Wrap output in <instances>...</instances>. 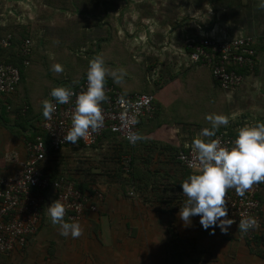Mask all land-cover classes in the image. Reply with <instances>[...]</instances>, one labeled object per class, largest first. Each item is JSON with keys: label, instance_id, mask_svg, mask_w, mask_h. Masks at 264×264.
<instances>
[{"label": "crops", "instance_id": "obj_1", "mask_svg": "<svg viewBox=\"0 0 264 264\" xmlns=\"http://www.w3.org/2000/svg\"><path fill=\"white\" fill-rule=\"evenodd\" d=\"M234 2H237V5L241 4L238 9L245 7L242 6L244 4L241 0H236ZM203 5V8L207 6L206 4ZM249 5L248 7L252 8V5ZM51 6L52 7L44 5L39 6V8L46 14L51 12V10H55L53 5ZM222 6H224V4L220 5V7ZM212 8L214 15L210 18L208 17V20L206 18L205 20L200 18L197 22L195 21L197 25L195 23L193 25L187 23V25L182 24L175 29L169 28V24H166L164 26L167 27L164 29L158 27L159 32L157 33V31L154 28L151 29V26L148 24H142L146 27V32L151 31L149 34L146 33L145 35V38L150 41L148 44L149 51H147V55H144L143 61L140 60L137 62H140V65L145 68L144 71L146 72L144 76L145 87L141 93H147L154 97V114L152 117L142 118V122L140 123L141 126H139V132L143 136L142 146L139 145L137 150L135 148L139 158V166L142 167V193L141 191L138 192L133 184L122 182V179H125L124 177H128V174L124 171H122L124 175L119 173L120 176H113L112 174V176L109 178L106 177L103 180H101L103 176H99L97 182L98 184L100 182L102 185L101 188L104 190L106 198L103 202L98 204V212L91 213L83 220L79 221L82 227V241L87 235L88 239L91 235L93 240H96L98 244L107 245L110 249L112 248L113 252L121 251L123 254H126L124 246L151 245L150 247L147 246L148 252H144L145 256H168V251L166 250L167 245H176L179 242H185L187 248L191 250V256H195V254L196 256H200L201 252L205 254L204 256H208L210 250L207 244L209 243H214L212 249H215L214 252L217 251L216 254H218V256L228 255L224 252L225 250L221 248H226L228 245H234L235 253L233 255L235 256L237 250L238 256H264V224L257 232L254 241L248 242L238 226L231 225L225 233H222L217 228L213 234H209L208 230L202 229L199 223V216L191 217V225L187 227L183 226L182 221L179 219V208L182 207L186 199L182 193L180 183L185 180L188 175L196 172L182 167L176 157L173 158V154L175 155L178 151L190 147L191 140L197 136L200 130L196 129L197 131H195V125L193 124H188L186 126L188 129L191 127L189 130L192 131L185 130L179 118L182 115L177 116L175 112L177 104L181 105L182 103V105H186V103L183 102L185 96H188L185 99L191 101V97L195 100L198 93L207 96V99L212 103H214V100L218 96L216 95L217 91L214 88L216 84L211 78L210 70L206 67L210 73V79L206 77L203 79L202 76L199 75V70L204 66L190 63L183 50L184 44L182 43V46L179 47L174 43L181 39L185 42L187 37L191 38L192 36H207L224 39L227 37L253 35L250 30L253 23L256 22V19L251 16L252 12H249L250 17L248 16L247 18V16H245L243 21L238 20L237 14H234L233 18H230L228 9L226 10L225 7H222L223 9L219 13V16L216 15L217 12L215 14L217 8ZM41 10H39V12ZM27 14L30 17L34 15L29 12H27ZM48 17L49 19L44 20L45 22L43 21L44 24L47 23V26L44 27L49 28V30L45 29L44 31V36L48 44L46 45L45 43L43 45V51H41L43 53L42 61L47 60V64H49L48 61H51L50 64H65L63 60L59 59L62 53L75 54L77 51L81 64L87 61L90 56L91 59H93V57H96L98 54L99 56L111 54L105 48L113 40L109 42L107 40H101V42L94 40L93 43H96L95 51H97V54L95 53L93 55H84L80 53L81 50L85 51L86 44L84 48L81 46L79 49L68 46L64 47V45L58 46L57 49H52L51 45L53 43H51V41L54 42L55 39H61V32L63 31H61L62 26H58V23L55 26L52 24V18L49 15ZM208 22H211V25H208ZM106 26L110 31L112 30L110 25L107 24ZM255 36H261V34ZM100 52H103V54ZM140 52L141 50L139 49L138 53ZM31 53L33 60L32 48ZM150 53L153 54L151 57H149ZM46 56H48V58H46ZM75 57L76 59H73L72 62L78 61L79 57ZM32 60L30 59V64L27 67L32 64ZM260 60L261 53L259 54V63ZM42 65H46L45 61ZM105 67H109V64L105 65ZM26 74H30L29 68L27 71L25 70L24 75ZM58 76L57 79L52 81L51 86L47 88L44 98L39 97L35 104L30 101L31 90L25 87V76H23L14 94L1 98L0 175L10 177L21 169L20 164L8 163L5 160V155L7 153L16 152L19 155L21 163L26 160V141L31 138L33 134L38 135L42 131L44 117L41 114L42 106H40V104H42L45 99H49L50 90L60 85L66 87L75 85L83 80L86 74L78 78L66 73L58 74ZM189 79L191 83L188 81ZM247 80L246 78L245 81ZM105 82L106 84L116 85L121 92L126 95L141 94L139 92H130L122 88L120 84L113 83L110 76H106ZM194 84H196L197 87L194 88ZM204 99H206V97ZM169 109L172 110L173 116L176 117L172 116ZM159 112L163 114L159 115ZM204 127L210 126L207 125L202 128ZM233 129H235L234 132H236V130L239 129L238 125H234ZM107 137L108 135L100 143L102 145L104 144L105 147H110L112 141L122 140L115 135H113L111 139ZM158 166H162L163 169H157ZM149 174L151 179L148 178ZM130 190L134 192L137 191V194H139L138 197L131 196L129 194ZM47 195L48 197L54 196L51 190ZM259 198L264 207V185ZM147 213L151 216L148 221L145 219V217H147L145 214ZM158 217L170 219V221L173 222L171 226L172 230H170L171 228L167 230V225L163 228L157 227L156 223ZM53 226L55 225L51 222H49V224L41 223L38 233L29 238L28 245L23 250L14 251L9 255L0 254V256H18L16 259L18 262H23L24 259L26 262L31 258L35 260L36 256H43V259L46 256H54V258L58 257L59 260L66 258L65 256H73L76 249L72 247L74 244L76 246V243L72 242L80 240L79 237L72 238L71 236H61L59 234V225L57 230L49 231L48 228H52ZM174 229L176 230L174 231ZM141 230L142 234L140 233ZM169 237H171L170 242H168ZM200 245L202 248H199ZM162 246L163 253L157 252V249L159 250ZM113 248H115V250ZM242 248H247L248 252L242 250ZM138 252V250L132 249L130 251V256H134ZM241 252H243V254H241ZM25 256H28V260L24 258ZM170 256H174V254ZM33 263L35 264V262Z\"/></svg>", "mask_w": 264, "mask_h": 264}, {"label": "rangeland", "instance_id": "obj_2", "mask_svg": "<svg viewBox=\"0 0 264 264\" xmlns=\"http://www.w3.org/2000/svg\"><path fill=\"white\" fill-rule=\"evenodd\" d=\"M234 1L236 0H0V36L5 37L7 33H15L24 40L31 39L34 58L32 64L26 67V71L29 68L30 74L25 75V87L31 90L30 101L33 104L36 103L39 97L44 98L47 88L51 86L53 80L62 77L58 76V74L66 73L76 76V78L84 76L88 62L91 59L90 56L87 61L81 64L77 51L75 54L62 53L59 59L63 60L65 64H60L63 69L61 72L52 70L53 64H50L51 61H48L49 64H47V60L42 61L43 53L41 51H43V45L45 43L46 45L48 44L44 36L45 29L49 30V28L44 27L47 26V23L44 24V20L49 19L48 15L53 20L52 24L56 26L58 23V26H62L61 31H63L61 32V39H55L54 42L51 41L53 43L51 45L52 49H57L60 45L79 49L81 46L84 48L86 44L85 51L81 50L82 52L80 51V53L93 55L97 54V51H95L96 43H93L94 40L97 42L113 40L105 48L111 54L100 55V57L103 58L105 65L109 64V67H106L109 72L114 69H123L125 71L126 75L118 83L122 88L130 92L141 93L145 87L144 76L146 72L140 62H137L143 61L144 55H147V51H149L148 44L150 41L145 38V35L151 31L146 32V27L142 24H148L151 29L154 28L158 33V27L164 29L167 27L164 26L166 24H169V28L175 29L182 24L187 25V23L192 25L195 23L197 25L196 22L200 18L205 20V18L207 19L214 15L212 7L217 8L215 14L217 12L216 15L218 16L223 9L222 7H225L226 10L228 9L229 17L233 18V15L237 14L238 20H243L245 16L247 18L248 16L250 17L249 12H252L251 16L256 19V22L253 23L250 32L253 35H263L262 37L254 36L258 40V46L264 47V8L258 7L259 0H241L244 4L242 6H245L242 9H238L241 4L237 5V2L235 3ZM222 3H227L228 5L220 7ZM203 4L207 5L205 6L207 10L203 8ZM249 4L252 5V8L248 7ZM44 5H49L50 7L53 5L55 10L45 14L39 8V6ZM39 10L41 11L39 12ZM27 12L34 14L33 17H30ZM107 24L112 28L111 31L106 26ZM208 25H211V22H208ZM15 38L18 37L15 36ZM181 41L182 39L174 41V44L180 47L182 43L184 44ZM139 49L142 55L141 52L138 53ZM100 53L103 54V52ZM260 53L261 60L257 67V73L253 74L250 72L246 74L248 80L239 89L224 92L213 84L218 96L214 103L208 100L207 96L198 93L195 100L191 97V101L185 99L188 97L185 96L183 102L186 105L177 104L175 112L177 116L182 115L179 118L185 130L192 131L189 130L191 127L189 129L186 127L188 124L195 125V131H197L196 129L200 130L203 126H210V122L205 119L207 114H222L228 118V123L220 126L219 129L227 127L232 130L234 125H238L240 128L245 125H254L257 122L264 123V51H260ZM152 55L150 53L149 57ZM75 56L79 57L78 61L72 62L73 59H76ZM96 56H99V54ZM44 61L46 65H42ZM209 74L206 67H202L199 70V75L203 79L205 77L210 79ZM211 78L215 82L212 75ZM188 81L191 83L190 79ZM195 87H197L196 84H194ZM205 97L206 99H204ZM169 112L172 114L171 109H169ZM158 114L162 115L163 113L159 112ZM119 141H112L110 147H105L104 144H97L94 148L67 146L48 158L46 168L49 170L47 173L50 177L60 176V178L69 180L75 185L76 183L81 185L88 184L89 188L96 185L99 191H103L105 195L104 190L101 188L102 185L97 182L99 176L95 174H102L100 175L103 176L101 180L112 176L111 174H106V171L114 168L115 161L113 160V163L111 160V151L113 150L112 146H115L113 143L118 144ZM138 144L142 146V140L136 144V150L139 146ZM157 169H163V167L158 166ZM148 178L151 179L150 174ZM92 183L93 185L90 186ZM136 190L142 193L138 186H136ZM129 194L133 197H138L139 195L137 191L134 192L133 190H130ZM47 207L48 204H45L44 208H46V211L41 222L44 224H49L50 222V218L47 215ZM145 215L147 216L145 219L148 221L151 216L148 213ZM172 223L170 219L158 217L156 224L160 228L167 225L168 230L171 228ZM57 227L58 225H55L52 228H48V230L54 231L55 229L57 230ZM140 233L142 234V230ZM81 238H83L82 235L79 236L80 240L72 242L76 243V246L75 244L73 247L71 246L76 249L73 256H65L66 258L64 259L59 260L58 257L54 258V256H46L43 259V256H36L35 260L31 258L26 262L25 259L23 262H18L16 260L18 256H0V264H34L33 262L35 264H264V260L259 256H238V250L236 256L233 255L235 253L234 245H228L226 248L220 246L228 254L227 256H218L216 254L217 251L214 252L215 249H212L214 243L207 244L210 250L208 256H204L203 252L200 253V256H196V254L191 256V250L187 248L185 242H179L176 245L168 244L166 248L168 256H145L144 252H148L147 246L149 245L124 246L126 254H123L121 251L113 252L112 248L110 249L107 245L98 244L91 235L89 239L87 235L83 241ZM170 241L171 237L168 238V242ZM115 248L113 249L115 250ZM199 248H202V246L200 245ZM132 249L139 252L134 256H130ZM242 250L248 252L247 248H242ZM158 251L163 253V246L159 250L157 249ZM171 254L176 256H170ZM24 258L28 260V256Z\"/></svg>", "mask_w": 264, "mask_h": 264}, {"label": "built area", "instance_id": "obj_3", "mask_svg": "<svg viewBox=\"0 0 264 264\" xmlns=\"http://www.w3.org/2000/svg\"><path fill=\"white\" fill-rule=\"evenodd\" d=\"M12 36L0 40V47L11 45ZM264 40V39H263ZM258 40L252 35L227 37L217 39L207 36L191 37L185 40L183 50L192 64L207 67L221 90L235 91L243 86L246 76L238 70H248L254 73L259 64V54L255 49ZM31 40L25 39L22 45L24 56L31 55ZM30 62L25 61V65ZM22 77L20 70L11 64L0 63V100L17 91ZM86 79L69 86L73 92L68 104H56L54 98L49 102L54 105V111L49 119L43 120L44 135H36L33 140L26 141L27 158L21 163L16 152L7 153L8 163L20 164L21 169L13 176L0 175V254L9 255L14 251L23 250L29 238L37 233L40 227L44 193L53 192L65 207L64 217L71 221L83 220L85 215L98 212V204L104 201L103 191L93 188V196L78 190L73 182L64 178L54 181L44 173L41 164L46 162L51 151H60L66 146L83 145L91 148L104 135H115L133 147L125 138L128 131L139 133L142 118L152 117L154 114V97L147 93L126 95L113 84H105L107 99L101 103L104 117L103 126L96 131L89 130V134L79 139L75 144L65 142L63 136L71 125V114L74 107L75 95L86 88ZM135 116L136 122L125 127L122 121ZM1 122V115H0ZM223 146H230L235 135L223 132L216 136ZM138 142V141H137ZM131 154L122 157V170L128 174L131 170ZM176 159L187 170L197 171L198 161L191 146L177 153ZM190 165H192L190 167ZM264 183L253 184L243 196L236 194L235 189H228L225 194L228 218L238 226L239 220L247 216H254L258 226L243 236L252 240L259 229L263 227L264 207L260 201ZM92 199V200H91ZM93 201V202H92Z\"/></svg>", "mask_w": 264, "mask_h": 264}, {"label": "clouds", "instance_id": "obj_4", "mask_svg": "<svg viewBox=\"0 0 264 264\" xmlns=\"http://www.w3.org/2000/svg\"><path fill=\"white\" fill-rule=\"evenodd\" d=\"M258 7L264 8V0H259ZM52 70L61 72L62 65L53 64ZM125 75L123 69L109 72L100 56L89 60L86 88L75 95L71 125L63 136L65 142L75 144L87 136L89 130L94 132L103 126L101 103L107 99L104 91L105 78L110 76L113 83H120ZM49 95L56 104L64 105L69 103L74 94L69 87L57 86L50 90ZM54 110V105L49 100L42 102L41 114L45 119H49ZM205 119L210 122V127L200 129L191 140L198 168L196 173L188 175L180 183L186 199L179 208V219L187 227L191 225V217L199 216L202 229L208 230L209 234H213L217 228L225 233L234 223L228 218L226 191L235 189L237 195L243 196L253 184L264 183V123L240 127L231 145L223 146L216 138V133L220 126L228 123V118L222 114H207ZM135 122V116L122 121L125 127ZM125 138L135 145L143 136L129 130ZM65 207L55 199L48 205L47 215L53 225H59L61 236L77 238L82 233V227L79 222H65ZM257 226L258 221L254 216L242 218L238 223L241 232Z\"/></svg>", "mask_w": 264, "mask_h": 264}, {"label": "trees", "instance_id": "obj_5", "mask_svg": "<svg viewBox=\"0 0 264 264\" xmlns=\"http://www.w3.org/2000/svg\"><path fill=\"white\" fill-rule=\"evenodd\" d=\"M100 1V0H99ZM222 4H224V5H228L227 3H222ZM9 35H11L12 36V38H11V45L9 46V47H7V48H4V47H0V63H5V64H11V65H14V66H16L19 70H20V73H21V77H22V79H23V76H25L24 74H25V70H26V67L28 66V65H25V61H29L30 62V59L32 60V56L31 55H29V56H24L23 55V53H22V45H23V41H24V39L23 38H21L19 35H17V34H15V33H10V34H8L7 33V35H5V37H1L0 36V40L1 39H3V38H6L7 36H9ZM15 36H17L18 38H15ZM263 35H261V36H259V37H262ZM264 39V38H263ZM263 46H258V45H256L255 46V49L258 51V52H260V51H264L263 50ZM32 54V53H31ZM257 67L258 66H256L255 67V71L254 72H256L257 73ZM240 73H242L243 75H245L246 76V74H249L250 72H248V70L246 69V70H238ZM83 79H86V77L85 78H83ZM105 84H106V82H105ZM61 86V85H60ZM63 87H66V86H63ZM67 87H69V86H67ZM141 126V125H140ZM231 128H227V127H225V128H223V129H218L217 130V133H216V136L218 135V134H221V133H223V132H228L230 135H236V132H237V130H236V132H234V130L235 129H232V130H230ZM36 135L37 134H33L32 135V137L31 138H29L28 140H33L35 137H36ZM39 135H44V133H43V131H41L40 133H39ZM107 135H104L102 138H100L99 139V141L97 142V144H100L101 142H102V140H104L105 139V137H106ZM112 136L113 135H109L107 138H109V139H111L112 138ZM138 142H141V140L140 141H138ZM137 142V143H138ZM136 143V144H137ZM96 144V145H97ZM136 144L133 146V147H131V146H129L126 142L124 143V141H119L118 142V144H114L113 143V145H115V146H112V155H111V160L113 161H115V163H114V161H113V163H114V168H112L111 170H107L106 171V174H108V175H112L113 174V176L114 175H118V176H120V174L119 173H121V168H122V157L124 156V155H128V154H131V170H130V172L128 173V177H124L125 179H122V177H121V179H122V182H124V183H129V184H133L134 186H135V188H136V186H138L139 188H140V190H142V167H140L139 166V163H138V161H139V158H138V156H137V152L135 151V146H136ZM96 145H94V146H92L91 148H94V147H96ZM112 145V144H111ZM139 145V144H138ZM67 147V146H66ZM77 147H80V148H84V146L83 145H78ZM125 147V148H124ZM59 151H51V153H50V155L47 157V159H46V162H44L43 164H41V169H42V171L44 172V173H46V174H48L47 172H48V168H46V163H47V160H48V158L50 157V156H52V155H55V154H57ZM179 152V151H178ZM177 152V153H178ZM177 153L174 155L173 154V158H175L176 157V155H177ZM151 173V172H150ZM122 174V173H121ZM96 176H100V175H102V174H95ZM94 177V176H93ZM59 179L60 178V176H51V180L52 181H54L55 179ZM92 181H94V180H92ZM75 184V183H74ZM93 185V183L90 185V186H92ZM141 185V186H140ZM76 188L78 189V190H80L81 192H86V193H90L92 196H93V194H94V190H93V188H96L97 190H98V188L96 187V185H94V186H92V188H89L88 187V184H78V183H76ZM48 192H45L44 193V197H45V201H44V203L42 204V209H41V216H40V224H41V222H42V218H43V214L45 213V209L46 208H44V205L45 204H50L53 200H55V197L54 196H50V197H48ZM103 195H104V193H103ZM50 199V200H49ZM104 199H105V195H104ZM92 200V199H91ZM93 202V201H92ZM96 213V212H95ZM89 214H91V213H89ZM89 214H87V215H89ZM87 215H85V217L87 216ZM84 217V218H85ZM263 218H264V214H263ZM64 220H65V222H79L78 220L77 221H71V220H69L67 217L65 218H63ZM81 221V220H80ZM259 231V230H258ZM257 231V232H258ZM38 232V231H37ZM257 234V233H256ZM256 234H255V236H254V238L252 239V240H248V242H253L254 241V239L256 238ZM174 256H176L175 254H174ZM177 256H180V255H177ZM183 256V255H182ZM261 259H263L264 260V256H259ZM169 260H170V258H168ZM176 259V258H175ZM174 259V260H175Z\"/></svg>", "mask_w": 264, "mask_h": 264}]
</instances>
